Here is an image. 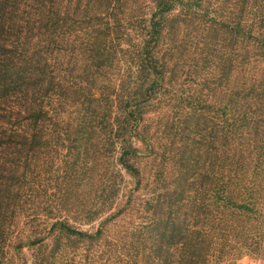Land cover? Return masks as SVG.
<instances>
[{
  "label": "trees",
  "instance_id": "16d2710c",
  "mask_svg": "<svg viewBox=\"0 0 264 264\" xmlns=\"http://www.w3.org/2000/svg\"><path fill=\"white\" fill-rule=\"evenodd\" d=\"M204 1L0 0V264L23 248L33 264H53L67 245L91 251L111 234L141 242L136 255L147 254V264H210L206 222L194 228L183 209L196 199L244 210L253 203L251 194L237 201L230 187L243 171L236 139L250 135L264 155V0H218L222 14L210 23L207 13L197 17L207 33L191 35ZM185 56L203 78H188L194 93L175 106L174 126L194 135L185 147L159 150L150 116L180 98ZM158 155L182 175L165 198L161 181L147 184L138 166ZM123 172L124 202L102 217ZM138 201L134 225L126 220ZM21 205L36 222L13 242L10 209Z\"/></svg>",
  "mask_w": 264,
  "mask_h": 264
},
{
  "label": "rangeland",
  "instance_id": "374dc122",
  "mask_svg": "<svg viewBox=\"0 0 264 264\" xmlns=\"http://www.w3.org/2000/svg\"><path fill=\"white\" fill-rule=\"evenodd\" d=\"M224 5L221 4L218 0H206L203 2L201 7L198 8L196 14L193 18V24L189 26L188 30L191 35H205L207 29L205 24H209L212 20L211 18H218V15L222 14ZM207 13L209 23L204 21H198L200 15ZM209 39H206L208 41ZM191 57H183V65L177 72L178 81L183 85V90L180 91V98L173 102V107L166 106L165 111L167 113H153L150 116L149 127L151 134L156 142V146L159 150L162 147H174L180 148L185 147L187 138L193 137V132L188 133L186 129L182 126V130L175 127L174 124L178 116L175 113V106L183 103L185 104L186 95L194 93L190 89L191 82L188 81V78H195L199 81L203 77L200 73L194 72L193 66L191 64ZM208 74V73H206ZM262 74V73H261ZM260 74V75H261ZM209 75V74H208ZM261 78V77H260ZM193 86V85H192ZM205 92V90H204ZM182 100L184 102H182ZM164 104V103H163ZM177 129V130H176ZM250 136V135H249ZM249 136L236 139V143L240 142L242 152H240L244 158L242 165V173L240 175V181L235 185H231V189L234 194V198H237V201L241 199V196H246L251 194V203L245 210L240 209L237 205L231 204H222L219 205L216 202H212L209 206L206 204L209 200L196 201L192 200V206H185L183 210L186 212L183 214V218L190 219L192 225L196 228L197 224L200 221H205L206 224L201 223L200 227L205 228V234L212 236V255H207L208 263L210 264H264V174H263V165L264 155L259 154V150L251 140ZM155 162L152 161L151 157L142 158L138 161V166L141 169L142 173L148 175L149 184L153 185L155 180L161 181V184L164 186L161 192L160 198H165L173 192H177L178 182L175 181L176 176H182L174 171H171L170 166L166 161L162 159L160 155L157 156ZM96 162V161H94ZM256 168L255 166H258ZM97 167V164L94 165ZM187 176V175H185ZM122 181L119 185V192L116 193L118 196L117 199L112 196L113 202L106 205L108 209L105 214L102 216L110 214L112 211L119 208V206L124 202L125 191L129 188H125L129 177L123 172ZM253 180V181H252ZM56 181V180H55ZM252 181V182H251ZM57 182V181H56ZM92 182H98L97 174L93 177ZM55 182L53 181L51 186L48 188V192L54 191ZM261 184V185H260ZM177 185V186H176ZM260 185V186H259ZM197 186V185H195ZM259 186V187H258ZM209 187V186H208ZM185 188V187H184ZM239 188V190H238ZM196 189V187H195ZM198 190L203 189V187H198ZM150 190L149 185L145 186L142 190L144 192ZM192 191V190H189ZM194 192L192 191V196ZM196 194V193H195ZM202 195V191L195 195L197 198ZM253 200V201H252ZM165 205V204H164ZM196 206H202L203 208H196ZM131 210V217L129 213V219L126 221L136 225L140 221L139 210L141 207V202L138 201L135 205L132 204L129 206ZM194 210L192 211V209ZM253 208V210H252ZM112 209V210H111ZM30 207L18 206L15 209H10L12 211V217L10 220L12 222V229L14 231L12 235V241L18 242V240H25L31 234V228L36 221H32V211ZM9 212V211H8ZM45 219L43 215H39L37 221ZM121 219V218H120ZM119 219V220H120ZM118 220V221H119ZM113 223V230L116 232L118 226L124 222ZM194 223V224H193ZM99 219L86 224L81 225L82 229L92 230L93 227L98 226ZM117 226V227H116ZM18 236V237H17ZM115 237V235H113ZM112 234L108 237L109 241L104 242L102 247L88 251L83 250V244L72 243L67 245L66 240H62L63 246H66V252L62 254H56L54 256L53 264H147V254L144 256L136 255L142 251L141 242H136L134 244L129 243L128 241L124 242L123 240L114 241ZM17 237V238H16ZM20 238V239H18ZM176 245L173 244L172 248H175ZM152 251L151 243H148L146 252ZM31 251L28 248H23L20 254L14 255L11 251L8 253L7 259L5 260L6 264H33L31 260ZM218 256V258H217ZM11 259L9 260L8 259ZM150 264V263H149ZM179 264V263H177Z\"/></svg>",
  "mask_w": 264,
  "mask_h": 264
}]
</instances>
